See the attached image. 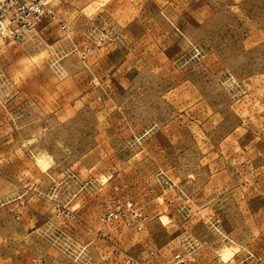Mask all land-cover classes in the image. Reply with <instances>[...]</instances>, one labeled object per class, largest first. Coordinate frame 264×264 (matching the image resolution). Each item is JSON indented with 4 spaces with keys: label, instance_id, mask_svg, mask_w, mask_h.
Instances as JSON below:
<instances>
[{
    "label": "rangeland",
    "instance_id": "rangeland-1",
    "mask_svg": "<svg viewBox=\"0 0 264 264\" xmlns=\"http://www.w3.org/2000/svg\"><path fill=\"white\" fill-rule=\"evenodd\" d=\"M44 2L0 23V264H264V0Z\"/></svg>",
    "mask_w": 264,
    "mask_h": 264
},
{
    "label": "built area",
    "instance_id": "built-area-1",
    "mask_svg": "<svg viewBox=\"0 0 264 264\" xmlns=\"http://www.w3.org/2000/svg\"><path fill=\"white\" fill-rule=\"evenodd\" d=\"M44 5V0H0V23H2L11 9H15L18 11L28 10L26 16L29 19V23L33 24L35 19L44 15L46 11Z\"/></svg>",
    "mask_w": 264,
    "mask_h": 264
},
{
    "label": "crops",
    "instance_id": "crops-1",
    "mask_svg": "<svg viewBox=\"0 0 264 264\" xmlns=\"http://www.w3.org/2000/svg\"><path fill=\"white\" fill-rule=\"evenodd\" d=\"M92 264V263H91Z\"/></svg>",
    "mask_w": 264,
    "mask_h": 264
}]
</instances>
